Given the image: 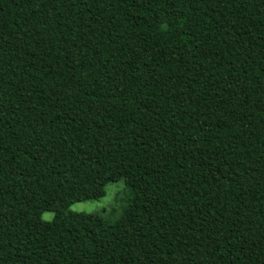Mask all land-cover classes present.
<instances>
[{
	"label": "trees",
	"instance_id": "1",
	"mask_svg": "<svg viewBox=\"0 0 264 264\" xmlns=\"http://www.w3.org/2000/svg\"><path fill=\"white\" fill-rule=\"evenodd\" d=\"M0 264H264V0H0Z\"/></svg>",
	"mask_w": 264,
	"mask_h": 264
},
{
	"label": "rangeland",
	"instance_id": "2",
	"mask_svg": "<svg viewBox=\"0 0 264 264\" xmlns=\"http://www.w3.org/2000/svg\"><path fill=\"white\" fill-rule=\"evenodd\" d=\"M123 190L124 181L122 179L109 182L105 186L104 196L97 200L74 202L69 206V209L74 212L99 213L104 219L114 222L120 217L121 202L118 200ZM53 216L54 213L48 211L41 214V218L46 221L52 220Z\"/></svg>",
	"mask_w": 264,
	"mask_h": 264
}]
</instances>
